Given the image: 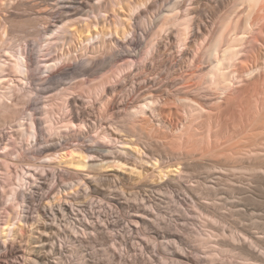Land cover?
<instances>
[{"label": "bare ground", "instance_id": "bare-ground-1", "mask_svg": "<svg viewBox=\"0 0 264 264\" xmlns=\"http://www.w3.org/2000/svg\"><path fill=\"white\" fill-rule=\"evenodd\" d=\"M11 7L0 15V264H161L158 257L226 264V254L263 261L247 231L225 224L234 201L210 199L206 186H188L187 174L207 158L231 162L226 171L239 169V159L264 158V0H16ZM139 23L138 53L103 65V55L133 42ZM17 35L24 43L3 39ZM34 37L67 46L43 59L49 72L78 52L101 65L56 95L44 92L40 113L26 102V38ZM138 58L150 61L140 72ZM188 60L186 75L169 77ZM44 130L57 138L36 153L32 143ZM65 132L73 135L62 139ZM260 160L249 162L252 171ZM186 189L198 195L190 205L178 196ZM166 192L180 215L157 209Z\"/></svg>", "mask_w": 264, "mask_h": 264}, {"label": "rangeland", "instance_id": "rangeland-1", "mask_svg": "<svg viewBox=\"0 0 264 264\" xmlns=\"http://www.w3.org/2000/svg\"><path fill=\"white\" fill-rule=\"evenodd\" d=\"M15 2H16V0H2L0 3V15H1V13L3 15L5 13V11L11 10L12 9L11 6H13ZM139 24H140V26H138V28H137L136 35L133 39V42H130L129 44H125L123 46L115 48L114 50H116V52H112V50H110L109 53L107 52L108 54L106 53L105 55H103L104 56L103 65H106L108 67L110 61H113V62H111V65H114L113 63H115L116 61L119 60L118 57L126 55L128 50L132 49L135 51L136 54L138 53V51L141 49L142 44H143L142 40H141V36H140L142 23H139ZM59 32H60V29H57V31H55V33H59ZM18 36H24V35H17L16 38L3 36V39L6 41V44L24 43L25 39L18 38ZM26 40H28V50H29V54H30L31 59H32V67H31L32 93L28 94V96L26 97V102L28 103L30 108L32 110H34V112L40 113L42 111V104L41 103H42V99H44V97H45L44 92H46L47 90H52V92H51L52 96L56 95V94H58V92H60L61 88H63L64 85H69L70 83L72 84L76 80H78V78H82V76L79 77V75L82 74L83 70H87V72H86L87 74H92V73H97L101 67L100 64L96 63L94 58H92L93 60L91 59V55L87 57L84 54V56H82L81 55L82 53L78 52V54L73 55V57L69 56L70 60L64 61L63 63H60L55 70H52L51 72H49L47 69H45L43 59L55 57L56 55L62 53L66 49L65 47H67V46L62 45V42H60V39L55 40V39L50 38L49 42H48V40H46V42H45L44 38H42V37H38V38L34 37V38H26ZM0 46L2 47L1 44H0ZM1 47H0L1 54H5L6 52L2 51ZM61 50H63V51H61ZM79 54H80V56H79ZM99 56H100V58L102 57V55H98V57ZM69 57H67V58H69ZM143 61L146 63L150 62L149 59H143V58H138L135 60L136 64L140 65V68L138 69L139 72L141 71V67L144 64ZM184 65H185L184 70H181V71L176 72V73H173L170 71L167 72L169 74V77L172 78V77L176 76L177 74H179L177 76L184 75L185 73L187 74L189 71L187 69V67L188 68L190 67V61L189 60H188V62L186 61L184 63ZM156 66H158L157 60H156ZM99 75L100 74H96V76H99ZM86 77H87V75H86ZM171 106L173 107L175 105L171 104ZM24 116H26V114L22 115V117H24ZM4 119L6 121H13L14 116L10 114L7 117H5ZM20 120L23 121L22 118H20ZM1 128H9V126H3ZM63 134H64V136H62V139L63 138H69L70 136L73 135V134H70V136L68 137V134H66V132ZM91 135L92 134H88V135H85L84 138H82L81 141L84 142V145L91 144V142L93 140ZM56 138L57 137L54 135L52 137H50V134H48V132H46L44 130L43 133L39 136L38 142L37 143L33 142L32 146H34V148H36V153H38L41 150V148L45 145L46 142L54 143V140H56ZM22 142H23L22 144L24 146V150H26L28 143L25 140H23ZM10 148L11 149L13 148L12 143L10 145ZM206 160H209V161H206ZM206 160L204 162H205V166H208V168L207 167L205 168V166L197 167V168H190V173L187 174V175H190L188 178L189 183H187L188 186H190V185L191 186H197V185L198 186H206V188H203V191L206 194H209L211 196L210 199L215 198L214 199L215 201L220 200L219 202L222 203L223 205H225V201H234V210H233L234 211V216H233L234 219L232 217L228 218L227 223H225L226 226H228V228L229 227L230 228L232 227L233 229L236 228L237 230L241 228L239 231H242V230L247 231L249 233V235L252 237V240L255 242L254 246H258V250H264V171H263L264 170V158L261 160L260 159H255V160L239 159L236 163L240 167L237 166L235 163V166L239 167V169L236 168L234 170H229L227 168L228 169L227 171H226L227 166L225 164L229 165V164H231V162H229V161L227 162V160H225L224 158H222V157L217 158V159H214V158L208 159L207 158ZM213 160H214L215 164L217 162L219 163V161H220V164H218L219 166H221V164L224 162L223 164L225 167L222 166L219 168V166L217 165L215 167L216 169H214V168L210 169L211 165L213 166V164H214ZM216 160H218V161L216 162ZM256 160L258 162L260 160V162L263 163V164L260 163L262 165L261 166L260 164L255 162L256 167L258 164V166L260 165L259 167L262 168V170H261L262 173L260 172L259 167H257V170H254V171H252V169H251V165L249 162L251 161V164L252 163L254 164V161H256ZM248 164L250 165L249 167L247 166ZM245 165L248 167L247 169L244 168ZM223 167L225 169H223ZM249 169H251V170H249ZM108 171H109V173H113L112 172L113 169H109ZM188 172H189V170H188ZM226 172L228 174H226ZM124 173H126V172H124ZM2 174H4V172H0V179L4 180V176H2ZM126 175H129V174L126 173ZM224 177L228 178V179H225ZM46 179L50 180L51 178L47 177ZM222 179H223V181H222ZM48 183H49V181L45 182V184H48ZM199 183H201V184H199ZM103 185H105V186H102L103 188L108 187V185H106V184H103ZM228 186H234V190L232 191L233 194H231L230 191L227 190L226 187H228ZM136 190L134 191V193L136 192ZM178 192L181 194V195L178 194L179 198L182 199L184 202H186L188 205H190V202L192 201V199L195 201L197 200V199H195V197L198 195L196 193L194 194L192 191H189L188 189L179 190ZM154 196H158V194H156V195L154 194ZM156 199L157 200L154 202L156 203V207L159 211L165 212L167 207H171V211H172L171 214L172 215H180L179 211H177V210H180V211L183 210V207L179 206L175 202H172V200H174V198L171 197L169 192H166V194H164V196H158V198H156ZM200 201H201V199H200ZM44 204H46V203H44ZM5 206H6V204H4V201L2 199V195L0 194V212L3 211ZM242 207H244V208H242ZM243 209H244V211H243ZM118 210H116V212H118ZM224 211H226V210H224ZM122 214L126 215L125 212H122ZM227 214H228V212L226 213V215ZM189 217L192 219L191 222H195L197 215L196 214H190ZM117 218H118V216H116V213L108 216V219L110 221H115ZM245 227H246V229H245ZM242 228H244V229H242ZM256 242L258 243V245ZM194 255H196V253H194ZM222 258H226V264H228V258H230V260H232V258H234V256H228V254H226V256H222ZM157 259H158V262H160L161 264H164L161 257H158ZM252 259H253L252 260L253 262L251 261V264H264V260L258 261L255 257H252ZM220 263L224 264V262H220ZM238 263L244 264L241 261L232 260V264H238ZM204 264H209V263H204Z\"/></svg>", "mask_w": 264, "mask_h": 264}]
</instances>
